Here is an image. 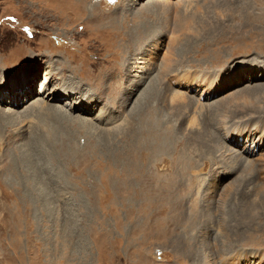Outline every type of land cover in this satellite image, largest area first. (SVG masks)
<instances>
[{"label": "rangeland", "instance_id": "obj_1", "mask_svg": "<svg viewBox=\"0 0 264 264\" xmlns=\"http://www.w3.org/2000/svg\"><path fill=\"white\" fill-rule=\"evenodd\" d=\"M108 1L0 0V264H205L201 249L208 255L211 246L226 264H264V0ZM204 23L222 27L206 35ZM141 28L154 35L130 51L124 32ZM165 56L177 63L174 73ZM198 76L209 83H193ZM156 77L170 90L168 101L150 90L143 111L131 114ZM145 117L175 129L161 153L151 152L153 172L167 177L182 138L195 168L204 167L192 186L212 221L197 225L193 239L155 191L135 197L141 173L129 174L140 157L120 163L129 119L133 128ZM206 133L210 155L199 145ZM252 136L260 145L248 155ZM129 179L136 200L122 201ZM231 187L226 211L242 213L225 225L220 212Z\"/></svg>", "mask_w": 264, "mask_h": 264}, {"label": "bare ground", "instance_id": "obj_2", "mask_svg": "<svg viewBox=\"0 0 264 264\" xmlns=\"http://www.w3.org/2000/svg\"><path fill=\"white\" fill-rule=\"evenodd\" d=\"M182 26H184V25H182ZM214 26L215 27H222V23H218L217 25H214ZM214 26L209 29L208 25L206 23H204L203 28H204V30L206 32V35H209L210 32L214 33L217 30ZM184 27H186V26H184ZM162 34H164V33H161L160 35H162ZM140 35H143V37H140ZM150 35L153 36L154 34H149V32L147 31L146 28H144V29L141 28L137 32V34H135V32H126L125 31L124 32V37H126V36L129 37V41L126 44L127 48L131 51V49H134L136 47V45L142 43L146 38L150 37ZM205 38H208V37H205ZM169 41L173 45L176 42V38H172ZM164 60H165L164 61V65L168 69L167 72H173L177 68V66H176L177 63L175 61L172 62V60L170 59L169 56H165ZM112 68H114V67H112ZM114 69H116V68H114ZM254 70H256V69H254ZM165 73L166 72H163L164 75H165ZM187 79H188V77H186L184 79L178 78V79H175V80H176V82L183 84L184 81H186V82L188 81ZM123 80H124V78H120V80H119L120 82L116 81V84H117V86L115 88L116 89V93L118 92L119 84H121ZM205 81H206L205 77H202V76L193 77V79H192L193 83H197V82L198 83L201 82V83H205V84L209 83V82H207V81L205 82ZM60 85H64V81H62V83H60ZM148 87L149 88L146 89L143 92V94L137 99V101L135 103V106H134V108L131 111V114L132 113H134V114L138 113V109L140 107L142 108V111H143V109L146 107V97H145V95L148 94V92L150 90H153V92H158L159 98H160V100L162 102H163V99H167V101H168V99L170 98V90L168 88L165 91L162 89V79L160 77H158V78L156 77L154 80H152ZM180 87H183V85H180ZM17 90L15 91V93L17 92ZM10 91H11V89H7V90H5L4 94H6V92L10 93ZM124 92L128 96L129 95L132 96L135 93V92H133V90H132L131 93H129L128 90H126V89H125ZM11 93L14 94L13 91H11ZM116 95H119V92ZM14 97L15 98H13V99H15L17 101V103H13L12 105L13 106L16 105L18 107L21 106L22 102L20 104V100H19L20 97L17 94H15ZM4 98H5V96L1 97V94H0V100H1L0 103H2ZM178 99H179L178 97H174V96L172 97V101H176ZM54 100H57V99L55 98ZM163 104H164V102H163ZM46 109L49 110V111H53V112L55 111L59 115L61 114V117H63V118L64 117L68 118L66 115L62 114V112L59 109H57V108H53V107L48 106ZM38 110L39 111H43V106L39 104ZM138 114H140V113H138ZM23 117H25V116H23ZM71 119L74 122L75 121H80V119L77 118V117H71ZM129 120H130V125H129L128 129H129V135L131 136V141L129 142V146L127 147V149H128L127 150V155L126 156L124 155L125 157L123 158V160L120 163H122L123 165L132 164V163H134V157H140L141 164L139 165L138 170H134V171L130 172V174H129V176H133L136 173H141V176H140L141 179L138 180V184L141 182L143 184V186H144L143 187L144 189L143 188L138 189L135 192L136 193L135 197H137V195H141L142 193H144L145 196L147 197V196L152 195L153 192L155 191V193H156V195H157V197L159 199L158 201H161V202H164V203H166V202L169 203L170 202L168 208H162L161 207L162 210H167L168 211V217H171L172 216V209H177L178 214L176 215V217L182 222V224H183L182 228H183V230H185L186 236L187 235H189L190 237L193 236V234L191 232L193 230L197 231V228H199V227H197V225L198 226L199 225L203 226V225H205V223H207V222L209 223V221H212V218L209 219L205 215V213H202L200 211V209H199V207L197 205L196 199L194 198V197H196V195H200V192H199V189L194 191L195 190L194 187H196V186H192L197 181L196 176L199 173L204 171V167L203 166L200 167V165H199L198 168H195L193 157L190 154L184 153L183 149H184V146H185V139L182 138L180 140V146L182 148L181 153L176 158L175 162L169 167L170 171H168L167 177L163 175V173H162L163 171H161L160 167H158L160 169V171H161V177H160V172L159 171L153 172L152 169H151V166H150L151 165V152L154 151L156 153H161V151L163 149V146H164V143L167 140L168 132L174 131L175 129L167 128L163 124L162 120L158 121L155 124L154 123L153 124H145L146 120H147V117H145L143 125H141L140 127H133L132 128V125H134L135 122L133 120H131V119H129ZM260 124H259L258 127H255L254 129H258L260 127ZM117 129H118L117 133H116L117 135H120L119 133H122L124 131V130H120L119 126H117ZM222 133L225 134L226 133L225 130H222ZM206 135H207L206 136L207 138L202 143L199 144L193 137L190 140V143H192V145H195L196 143H198L200 145L201 149H202L203 154L205 152L206 154L210 155V135L207 134V133H206ZM258 138L264 141L263 137H259L258 136ZM257 141L258 140L255 139L252 136V140L251 141L249 140V141L246 142V144L244 143V150L243 151H245L246 154L251 155L253 152H255L254 148L259 144ZM237 142L235 143L237 147L242 146V142L239 141V138H238ZM249 142H251V145H249L247 147V144ZM253 144H254V146H253ZM195 159H196V157H195ZM153 164H156V167H157V166H159L161 164V162H159V163L158 162L157 163L154 162ZM204 164H207V162H204ZM247 168H249V170H250V167H247ZM260 169H261L260 170L261 173L264 176V165H261ZM33 174L35 175V174H37V172H34ZM162 179H164L163 182H162ZM132 183H133L132 179H129L126 188H124V190H122V191L120 190L121 193H122V195L120 196L122 201H128L130 199H135L136 200V198H134L133 195H131L130 198H129L130 195L128 196V194H131V193L133 194V192L135 190V188L130 189L131 187L135 186ZM155 183H157L156 186H154ZM32 184H33V186L36 189V185H34L35 183H32ZM150 185L152 186L153 189L149 188ZM139 187H141V186H139ZM232 191H233V187H231V189H229L228 192L225 194V200H223V202H222L223 205H226V207H224V209L220 212V214H221V216H223L225 218H221L220 220H221V223H224L225 225H227L228 221L230 220L228 218V216L230 218H233V217H235L236 213H238L237 216H239V213L240 214L242 213L240 211V209H238V208H236L232 212H231V210H229L228 212L226 211L227 205L230 202V200H228V198H229L230 194L232 193ZM187 198H188V200H187ZM186 200H187V203H186ZM130 201H132V200H130ZM47 203H48L47 199L43 198V204H47ZM219 206L220 205L217 206V209H218ZM196 208H198V210ZM187 210L191 211L190 215L186 214ZM185 214L188 217V219H186L187 217H185ZM206 217H207V219L205 221L204 218H206ZM226 228L227 227L224 226V228L222 230H224L226 232L227 231ZM195 234H196V232H195ZM227 234H228V232H226V235ZM186 236L185 237L181 236V240H180L181 248H185V250H186L184 255L189 254V253H187L189 251L188 250V244L189 243L187 241ZM231 245H230V247L232 248ZM204 247H206V246H204ZM202 249H201V252L206 256V258L210 259V260L206 261L205 264H216V263H221L222 261H223V263L226 264L228 262V260H227L228 258H226L227 256L224 255V253H219L220 251H218L215 247H212V246L209 247L210 252L208 253V255L206 254V251H204V249L203 250ZM198 257L203 259L201 254H198L196 256V258H198ZM251 257L260 258L257 255H255V256L251 255ZM263 260H264V257L261 258V261H263ZM256 264H259V263H256Z\"/></svg>", "mask_w": 264, "mask_h": 264}]
</instances>
